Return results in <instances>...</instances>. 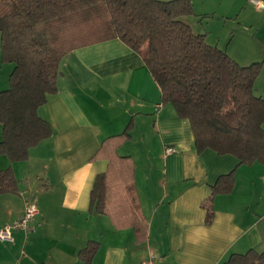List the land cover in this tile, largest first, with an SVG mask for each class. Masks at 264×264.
<instances>
[{
	"label": "crops",
	"instance_id": "obj_1",
	"mask_svg": "<svg viewBox=\"0 0 264 264\" xmlns=\"http://www.w3.org/2000/svg\"><path fill=\"white\" fill-rule=\"evenodd\" d=\"M233 5L237 19L246 9L254 14L253 34L264 39V7L253 0ZM1 44L0 32L4 62ZM259 59L255 93L264 98ZM6 63L12 72L14 64ZM245 63L239 64H251ZM0 85L7 89L10 81L3 77ZM57 85L38 110L53 134L26 160L0 154V171L11 168L17 179V191L0 192V227L23 215L28 201L39 209L34 229L13 230L12 240H0V264H84L79 251L89 241L100 244L92 264H228L232 253L264 249V165L240 164L212 149L199 153L189 119L163 103L161 87L138 52L120 38L73 49L62 59ZM130 123V139L117 152L134 160L148 223L144 240L132 227L118 228L108 215L90 210L96 177L109 166L107 158L93 156ZM233 170V189L213 195L218 177Z\"/></svg>",
	"mask_w": 264,
	"mask_h": 264
},
{
	"label": "trees",
	"instance_id": "obj_2",
	"mask_svg": "<svg viewBox=\"0 0 264 264\" xmlns=\"http://www.w3.org/2000/svg\"><path fill=\"white\" fill-rule=\"evenodd\" d=\"M192 0H0L2 60L14 64L10 86L0 91L3 138L0 154L26 160L30 149L53 134L39 107L58 91L63 57L71 50L120 38L138 52L162 90L163 103L189 119L199 153L231 154L240 164L264 165V98L255 93L263 61L241 65L195 32L188 17ZM133 124L105 139L93 159L107 158L97 175L90 210L106 214L118 228L147 237L135 188V164L117 148L130 139ZM235 171L222 174L212 194L228 193ZM17 191L11 168L0 171V192ZM207 209V222L212 220ZM99 242L89 241L79 258L92 264ZM225 263L264 264L262 251L232 253Z\"/></svg>",
	"mask_w": 264,
	"mask_h": 264
},
{
	"label": "rangeland",
	"instance_id": "obj_3",
	"mask_svg": "<svg viewBox=\"0 0 264 264\" xmlns=\"http://www.w3.org/2000/svg\"><path fill=\"white\" fill-rule=\"evenodd\" d=\"M234 2L235 0H192L194 14L188 19L197 32L206 34L207 41L229 50V53L241 60L239 63L249 64L257 62L259 58L264 59V39L253 34L254 14L246 9L240 19H237L238 11ZM0 63V79L4 77L9 82L11 71L7 72L4 66L7 63L1 60Z\"/></svg>",
	"mask_w": 264,
	"mask_h": 264
},
{
	"label": "built area",
	"instance_id": "obj_4",
	"mask_svg": "<svg viewBox=\"0 0 264 264\" xmlns=\"http://www.w3.org/2000/svg\"><path fill=\"white\" fill-rule=\"evenodd\" d=\"M258 6L264 7V4L260 3L257 0H253ZM174 148L168 147L167 151L171 152ZM39 209L37 204L31 201L27 202L25 211L17 220L12 223H8L0 227V240H12L13 230H32L34 229L33 221L36 218ZM144 264V263H139Z\"/></svg>",
	"mask_w": 264,
	"mask_h": 264
}]
</instances>
